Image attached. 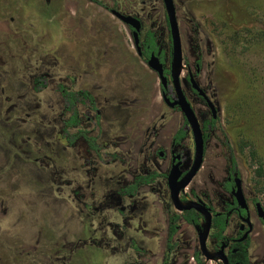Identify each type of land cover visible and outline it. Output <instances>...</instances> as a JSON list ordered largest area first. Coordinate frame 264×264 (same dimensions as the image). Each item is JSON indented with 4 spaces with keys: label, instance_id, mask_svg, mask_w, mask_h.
<instances>
[{
    "label": "rangeland",
    "instance_id": "374dc122",
    "mask_svg": "<svg viewBox=\"0 0 264 264\" xmlns=\"http://www.w3.org/2000/svg\"><path fill=\"white\" fill-rule=\"evenodd\" d=\"M174 2L186 65L183 88L203 123L209 108L185 81L200 62L197 81L219 114L203 167L186 191L206 192L223 209L232 200L224 184L235 157L255 223L252 264H264V224L252 204L257 198L264 207V0ZM119 6L143 19V34L154 24L168 45L162 0ZM93 37L100 42L94 47ZM41 72L53 75L48 89L36 93L31 77ZM57 81L95 93L101 140L121 161L97 158L84 142L68 148L60 139ZM83 115V126L95 128L94 113L84 108ZM184 126L182 112L164 103L157 74L138 57L131 32L109 9L89 0H0V264H159L157 253L137 252L130 240L145 249V236H155L148 218L153 210H167L166 180L135 200L120 201L115 192L137 173L166 171L169 162L157 149L167 150ZM181 149L191 164V131ZM160 218L166 230L162 211ZM237 224L233 219L231 233ZM182 244L180 262L195 264V236Z\"/></svg>",
    "mask_w": 264,
    "mask_h": 264
},
{
    "label": "flooded vegetation",
    "instance_id": "af4514ba",
    "mask_svg": "<svg viewBox=\"0 0 264 264\" xmlns=\"http://www.w3.org/2000/svg\"><path fill=\"white\" fill-rule=\"evenodd\" d=\"M47 1H50V0H47ZM89 1H91V2H93L95 4H98L99 6H102V7L106 8V9H109L110 13L118 21H120L123 25H125L128 28V30L131 32V35H132V38H133V42H134V47L136 49L138 57L141 58L145 62V64H147V66L153 72H155L157 74V76H158V79H159V82H160L161 96H162V99H163L164 103L169 108L174 109V110L177 109L180 112H182V110L180 109L179 106L171 107L165 101L164 96H163V94L165 93L166 96L171 99V101L175 100L176 97H177L176 91H175V88H174V84H173V81H172V77H171L172 66H173L172 34H171V30H170V23H169V20H168V15H167V11H166L164 0H162L163 1V7L165 9L166 21H167V25H168V28H169V43H168V45L166 47L164 46L165 39L163 37V33H159V31H158L159 28L155 29L154 28V24H152V27H150V28H145V34H143V28H144L143 19L137 13L129 11V10H126L124 8H121L119 6V2L120 1H124V0H99V2H96L94 0H89ZM104 1H112L113 2V6L111 8H108V6H106ZM15 3L19 4V2H15ZM174 4H175V2H174ZM145 6H146V2H145ZM175 8H176V5H175ZM114 10L120 12L123 15L133 16V17L137 18L141 22V28H140V31L138 33L139 34L138 45L135 42L134 28L131 25H129V24L125 23L124 21H122L120 18H118L113 13ZM145 11H146V8H145ZM146 16H147V14L145 13V18H146ZM176 18H177V12H176ZM177 22H178V18H177ZM178 26H179V22H178ZM179 30H180V26H179ZM150 31L153 32V37L155 38V44H156L155 48L157 50V53H155V50L150 46V41L148 40V32H150ZM180 37H181V33H180ZM97 41H98V39L93 37V41H91V43L89 45L92 46V47L97 46L100 43V42H97ZM181 44H182V38H181ZM146 53H150V54L147 55ZM182 53H183V45H182ZM153 54L156 57H158L160 62L163 64L164 75L167 78V86L166 87H163L162 81H161V79L159 77L158 72L155 71L154 69H152L149 66V59L151 58V56ZM161 54H164V58L163 59H161V57H160ZM168 60L170 61V67L169 68H167V66H166ZM200 65H201L200 62H198L197 63L196 72H193L192 70L188 71V74L185 77V79H186L185 81H186V86L190 89V91L193 92L194 94H196L209 108L208 113L205 114V118H204L203 123L200 121L195 108L193 107L191 101L189 100V98H188V96H187V94H186V92H185V90L183 88V82H182L181 76H182L183 69L186 66L185 63H184V56H183V66L181 68V73H180V83H181L182 90H183L186 98L188 99L189 103L191 104L194 112L197 115V118H198V120L200 122L201 128L203 130L204 138H205L204 159H203V163H202L201 168L199 169V171L202 169L203 164H204V160H205L207 142H208V139H209V130L215 126V123H216V121L219 118L217 105L215 104V102H213V100L207 94L206 90L197 81L196 76H197L198 72L200 71ZM44 73L48 74V78H49L48 79V87H49L51 79H52V75H53L50 72H41V73H37V74L32 75L31 83L33 81L34 76H37L39 74H44ZM191 76L193 77L195 82L198 84V86L205 92V94L209 98V100L213 103V105L215 107V110H216V116H214L213 110L210 107V105L208 104V102L205 100V98L200 96L198 94V92L193 88V85H192L191 80H190ZM73 82H75V79H73ZM58 83H64L67 86H69L71 89H74V90L86 89V90H89L90 92H92L94 94V96L96 98L97 109L94 110L89 105H82L80 107L81 108L80 125H81V127H83V129H86V130L90 131L91 135L98 137V143L100 144V146L103 147L101 156H99L95 151L89 149V145H88L87 141L84 140L83 137L77 139L74 142L73 145H70V143H69V141L67 139H63L62 133H61V128L63 126V122H62V119H61V112H62V109H63V106H64V100H63L60 92L57 90V84ZM48 87L46 89H48ZM32 88H33V83H32ZM46 89H43L42 91H44ZM55 89H56V91H58V93L60 94V97L62 99V107H61V110H60V113H59V117H60V121H61L62 125H61L60 130H59V134H60L59 136H60V139L65 143V145L68 148H74L79 142H84L87 145L88 151L91 154H93L94 156H96L97 158L104 159V156L106 155V156H110L111 157V161H117V160L121 161L122 158L118 155V153L109 152L108 149L110 148V145L104 144L102 142V140H101V134H102V124H101L102 112L100 110L98 99H97V96L95 95V93L92 90L87 89V88H76V87H74L72 85H69L65 81H57ZM41 92H36V93H41ZM84 108H87V109L91 110L94 113V117L92 118V121L94 122L95 128H93V129H88V128L83 126V117H84L83 110H84ZM97 113L100 114L99 121H98L97 116H96ZM182 114H183V118H184V121H185V126L179 128V129H177L175 131V133L173 135V138H172V142H171V144H170V146H169V148L167 150L164 149V148L157 149V156L159 158H161V159H166L169 162L167 170L163 171V170H161L159 168H153V169H151L149 171H146V172L137 173L136 175L133 176L132 180L129 183L124 184V185L121 184L117 188L115 193H116V196L120 199V201H123V200H126V199L135 200L140 195L141 192H144L145 194H147V192L149 191L148 190L149 187H150L151 191L157 192V184H158L159 180L160 179L166 180L167 187H168L169 192H170V203L168 204L167 210H166V212H164L163 210H160V212H158L156 210H153L154 211L153 214L151 216H149V218H148V219H150L149 222L152 225L151 229H153V231H151V232H153L155 234V236H152L150 234L145 236V244L147 246V247L145 246V249L142 248L138 244V242H137V240L135 238H132L130 240L131 247L137 252L144 253L147 250V251H149V252H151L153 254L157 253V255H158L157 256V260H159V264H164V262L166 260V257H167V254H168L170 220H171V217L174 214H179L180 215V219L178 221L179 229L175 233V235L173 236V239H172V242L175 244V248L170 252L169 264H177V263L178 264H185L183 262H180V260H179V255H180V252H181V249H182V246H183L182 242L183 241H187V237H189V239H191L192 236H195L197 244H196V247L193 250V254L191 255L190 259L194 260L195 264H199V260L202 262V264H209V262H211V261H216V262H220V264H224L223 261L221 259H219V258L208 259L201 251L200 241H199V233H200L199 231H200V229L204 228V225L206 223V218H205L204 214H202L201 212L197 211L196 209L180 211L174 206L172 198H171V191H170L169 184H168V175H169L173 165L177 164L178 162H181V164L179 166L180 170L182 171V175L180 177V180H181L186 175V173L188 172L190 167L192 166L194 158H195V142H194V158H193V161L191 162V164L187 163V160L185 159V155L186 154H184L183 150L181 149V142L188 135V131H191L192 136H193L192 129H191L187 119L185 118V115H184L183 112H182ZM211 120H215L214 124H209L208 123L207 127H205L206 126V122H210ZM181 129L186 130V136L183 137L182 139H179L178 138V134H179ZM72 132H73V130H72ZM157 132H158L157 127L153 128V130L151 132V137H153L154 135L156 136ZM193 141H194V136H193ZM234 162H235V165H234ZM236 167H237V162H236L235 157H233L232 158L231 170H230V172H229V174L227 176L226 182L224 184V187H225L226 191L231 195L232 200L225 202V205H224L223 209L217 210L214 207V205L210 202V196L206 192H204L202 195H200V194H197V193H194V192L193 193H191V192L188 193L186 191V187L191 183V181L199 173V171L192 178L190 183L180 191V200H181L182 204H184V205L188 204L191 201L202 200L203 203L212 212V215H213L212 226H211V230H210V233H209V236H208V239H207V248H208V250L211 253H215V252L219 251L221 249L222 245L225 244L224 253L227 255V257L229 259V264H234V263L240 264L239 262H234V259L232 258V255H234L237 252L236 245L239 244V243L245 244L246 242H249V247H248L249 263L248 264H252V258H253V254H252V251H251V247H252V232L254 230L255 223H254L253 218H252V213H251V209H250V206H249V202H248V200H247V198L245 196L244 190H243L242 178H241L240 175H238ZM154 171H156V172H158L160 174L157 177L156 181L154 183H151V184L149 183V184L141 185L138 188V190H137V192H136V194L134 196H130L128 194L122 195L120 193L123 188H127L130 184H133L135 182V178L138 175H141V174L142 175H149V174H151ZM236 177H239L241 179V187H242L243 194L245 196V199H246L247 205H248V209L247 210L242 208V207H240V205L238 204L235 196L232 193V190L234 188H236V183H235V178ZM257 202L261 203V201H259L257 198H254L253 201H252V204H253L254 210H255V214H257L260 222L262 224H264V219H262L259 216V213H258V210H257V207H256V203ZM261 205H262V203H261ZM263 209H264V207H263ZM124 211H125L124 207H121L119 209V212H120L121 215L124 214ZM161 211H162V214L166 217V230L163 229L164 227H163V225L161 223V218H160ZM187 211H195L196 213H198L200 215V217H199L200 225L199 226H195V225H193L192 223L188 222L185 219L184 214ZM221 213H225L228 216V221H227L228 225H227V228H226V230L224 232V236L225 237L223 239H217L216 237L213 236V234H214L213 220H214V217L216 215H219ZM139 218L142 219L143 217H139ZM235 218L238 220V224H237V231L235 232V234H233V233H231V229H232L231 227H232V221ZM246 218H249V220L251 222V225H252V230L249 232V234L247 235L246 238L242 239L244 237L245 233L249 229V224L246 222ZM164 226H165V223H164ZM161 235L163 237H161V239H159ZM157 244H159L160 247H158ZM144 261H145V259H144ZM150 263L154 264V262L152 260H151ZM143 264H145V262Z\"/></svg>",
    "mask_w": 264,
    "mask_h": 264
},
{
    "label": "water",
    "instance_id": "95a60500",
    "mask_svg": "<svg viewBox=\"0 0 264 264\" xmlns=\"http://www.w3.org/2000/svg\"><path fill=\"white\" fill-rule=\"evenodd\" d=\"M164 3H165L168 20L170 23V30L172 34L173 66H172L171 77H172V81L174 84L177 97L175 100L171 101V99L168 98L165 93L163 94V96H164L165 101L171 107H174V106L180 107V109L184 113L185 118L187 119L192 129L193 136H194V142H195V158H194L192 166L190 167L186 175L180 180L182 171L180 170L179 166L181 162H178L177 164L173 165L168 175V184H169V188L171 191V198H172L174 206L180 211L196 209L197 211L204 214L206 218V223L204 225V228L200 229L199 231L200 232L199 241H200L201 251L208 259L219 258L223 261L224 264H229V259L227 255L224 253L225 244H223L221 249L215 253H211L207 248V239H208V236L211 230L212 218H213L212 212L209 210V208L203 203L202 200L191 201L186 205L182 204L180 200V191L190 183L192 178L197 174V172L201 168V165L204 159L205 138H204V134H203V130L201 128L200 122L197 118V115L194 112L188 99L186 98L182 90L181 83H180V73H181V68L183 66V53H182L180 30H179V26H178V22L176 18L175 4L173 0H164ZM113 13L118 18H120L122 21L131 25L134 28L135 42L138 45V42H139L138 33L141 28V22L133 16L123 15L116 10H114ZM149 66L158 72L159 77L162 81L163 87H166L167 78L164 75L163 64L160 62L159 58L156 57L154 54L149 59ZM190 80L193 85V88L198 92L200 96L205 98V100L208 102V104L212 108L214 116H216V110H215L213 103L206 96L205 92L198 86V84L195 82L192 76ZM235 183H236V188L232 190V193L235 196L240 207L247 210L248 205H247V201L245 199V196L243 194V190L241 187V179L239 177H236ZM256 207H257L259 216L262 219H264V209L261 203L257 202ZM246 222L249 224V229L245 233L242 239L246 238L249 232L252 230V225H251L249 218H246Z\"/></svg>",
    "mask_w": 264,
    "mask_h": 264
},
{
    "label": "trees",
    "instance_id": "16d2710c",
    "mask_svg": "<svg viewBox=\"0 0 264 264\" xmlns=\"http://www.w3.org/2000/svg\"><path fill=\"white\" fill-rule=\"evenodd\" d=\"M96 2H99V0H94ZM148 40L150 41V46L155 50V53H157V50L155 48V38L153 37V32H148ZM149 55L150 53H146ZM161 59L164 58V54H161ZM48 74H39L37 76H34L33 78V89L35 92H41L43 89H46L48 87ZM57 90L60 92L63 100H64V106L61 112V119L63 122V126L61 128V133L63 139H67L70 143V145H73L74 142L83 137L85 141H87L89 145V149L95 151L99 156L102 154L103 147L100 146L98 143V137L93 136L90 134V131L83 129L80 125L81 121V106L82 105H89L94 110L97 109L96 105V98L92 92L86 89H71L69 86H67L64 83H58L57 84ZM97 119L99 121L100 114L97 113ZM215 120H211L210 122H206V126L209 124H214ZM73 130V132H72ZM186 136V130L181 129L178 138L182 139ZM235 165V162H234ZM160 174L156 171L152 172L149 175H138L135 178V182L133 184H130L127 188H123L121 190L122 195H130L134 196L138 190V188L143 184H151L154 183L157 179V177ZM185 219L192 223L195 226H199V217L200 215L196 213L195 211H187L184 214ZM180 219L179 214H174L171 217L170 220V227H169V241H168V254L166 257V260L164 264H169V258H170V252L175 248V244L172 242L173 236L179 229L178 221ZM228 216L225 213H221L219 215H216L213 220V227H214V234L213 236L217 239H223L224 232L228 225ZM237 252L232 255V258L234 259V262H239L240 264H248L249 263V253H248V247L249 242H246L245 244L239 243L236 245ZM199 264H202V262L199 260ZM236 264V263H234Z\"/></svg>",
    "mask_w": 264,
    "mask_h": 264
}]
</instances>
